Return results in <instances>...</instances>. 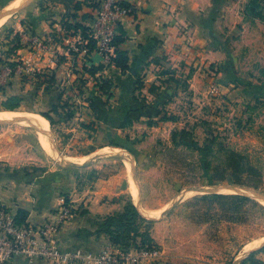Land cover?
Wrapping results in <instances>:
<instances>
[{
    "label": "rangeland",
    "instance_id": "374dc122",
    "mask_svg": "<svg viewBox=\"0 0 264 264\" xmlns=\"http://www.w3.org/2000/svg\"><path fill=\"white\" fill-rule=\"evenodd\" d=\"M14 1L0 0V14L11 11L7 8ZM51 1L30 0L28 5L5 18L0 26V48L4 56L12 47L11 39L6 38L9 32L17 33L22 40L37 36L23 21L28 18L29 12L47 11L46 14H49L50 5L53 4ZM138 1L134 4L135 15L142 12L136 6ZM252 4L258 11H252L253 8L249 7L246 17L247 22L250 21L256 28L249 29L247 25L245 29L238 27L231 30L235 40H230L231 59L226 76L220 78L223 70L215 63L204 65L200 79L205 83H199L201 87L191 88L190 81L195 69L167 65L171 96L166 97L163 108L149 116L139 115L136 122L127 118L122 125L107 127V109L97 108V104L105 105L113 98V95L107 97L98 89L106 78L88 74L87 68L92 66L89 56L81 54L77 58L81 62L73 67L71 83L60 91L62 110L58 112L53 108L50 112L58 116L68 112H85L90 116V121L88 126L83 127L82 133L77 132L78 129L71 131L69 134L72 135L66 134L65 139L56 128H50L52 144L60 156L92 155L88 162L97 157L93 155L97 150L115 147L119 152L112 157L98 155L103 157L89 167L60 164L43 149L35 128L14 121L0 124V128H4L0 132L5 135L2 138L3 146L8 148L3 158L21 166L28 176L44 175L51 171L53 173L48 174H57L61 177L59 179L73 178L81 191H91L98 179L118 174L125 185H130V180L137 185L144 209L151 207L156 214L164 208L166 211L170 209L169 214L155 220L165 221L168 228L177 231V237L168 250H175L177 254L166 264H240L251 250L264 244V0H254ZM253 17L260 22H255ZM21 21L23 27L19 30L22 31H16L14 26ZM74 40H79V37ZM71 42L67 41L66 46H71ZM22 44L20 49L27 48L32 53L30 63L34 70L42 72L38 61L33 62V59L35 56L43 57L46 51H51L50 48H29L28 41ZM94 53L103 64L102 56ZM172 77L180 85L176 86L171 81ZM50 101L42 98L32 109L20 105L15 110L17 112H6L4 115L18 117L19 111L49 115L46 111L53 106ZM0 110H4L1 104ZM143 116H148L147 120H142ZM230 152L246 156L261 170V188L254 189L227 181L231 175L226 169ZM117 155V158L113 157ZM64 159L82 162L84 158L80 161L70 157ZM127 161L131 164V171L126 169ZM230 187L236 188L228 189ZM199 188L204 192L187 191ZM128 192L131 194L130 188ZM212 194L242 196L250 201H236L238 211L226 214L208 199ZM203 196L207 198L202 199ZM175 202L178 203L171 209ZM138 209L142 212L139 206ZM229 218L238 221L231 222Z\"/></svg>",
    "mask_w": 264,
    "mask_h": 264
},
{
    "label": "crops",
    "instance_id": "0c3cea01",
    "mask_svg": "<svg viewBox=\"0 0 264 264\" xmlns=\"http://www.w3.org/2000/svg\"><path fill=\"white\" fill-rule=\"evenodd\" d=\"M24 2L25 0H15L7 10L19 7ZM253 2L254 0H139L136 6L140 7L142 12L132 18H126L121 23L125 33V41L121 45V49L128 52L129 71L123 72L114 65H108L105 66L103 72L97 74L103 75L113 86L112 100L105 105L97 104L99 105L97 108L100 110L101 107L103 110L107 109L105 116L107 117V127L122 125L124 120L130 118L136 122L139 115H152L153 111L165 106L166 97L172 94L170 92L171 83L167 82L169 78V74L166 72L168 71L166 70L167 65L195 69L194 76L190 81L192 82L191 88L198 85L201 87L200 84L205 83L200 79L204 65L215 63L220 70H223L220 78L226 76L231 59L230 40H235V34L231 30L238 27L245 29L247 25L249 29L256 28L255 25L254 27L251 25L250 21L247 22L246 17L248 13L246 9L251 7L250 3ZM255 8L254 11H258ZM49 11V14H46L47 11L45 13L29 12L28 18L23 22L27 23L32 32L42 40H61L60 43L49 46L51 51H46L43 57L35 56L33 59V62L38 61L37 64L43 71H55V83L47 89L38 81L23 83L20 76H15L12 79L11 87L5 93H0V104L2 106L7 98L17 97L23 108L32 109L36 102L42 98L51 100L53 106L46 113L49 114L53 123L51 124L41 114L30 111H19L18 114L37 116L46 124L39 125L31 119L19 116V118L3 120L0 123L15 121L25 127L35 128L39 143L52 158L66 166L84 165L92 155L60 156L51 140L50 128H56L55 130H58L62 138L65 139L66 134L72 135L69 134L71 131L78 129L77 132L82 133L83 127L88 126L90 116L85 112L81 114L68 112L60 114V116L50 112L53 108L58 109V112L60 109L62 110L60 91L68 83H71L73 67L81 61L74 60L71 51H69V45L65 44L67 41L71 42L78 38L79 35L65 38L60 32V21L71 12V9L53 2ZM88 11L89 9L84 7L81 14ZM253 19L255 22H260L255 17ZM4 21L5 18L0 21V26ZM21 27H23L22 21L16 24L14 29L22 31L19 30ZM17 55L33 66L30 63L33 56L27 48L19 49ZM2 56H4V52L0 48V57ZM58 56L61 58L58 59ZM89 59L91 65L101 64V58L95 53H92ZM176 80L171 81L176 86L180 85ZM139 81L142 84L141 89H138ZM153 86L157 87L155 93L150 91ZM6 112L17 111L0 110V113ZM147 117L143 116L141 119L147 120ZM102 124L101 122L100 125ZM0 129L4 130V128ZM4 136L3 132H0V198L13 212L25 211L27 213L24 223L42 224L49 220L52 213L64 200H71L75 202L78 210L60 233L62 247L68 250L80 248L99 253L111 244L109 236L102 228L104 220L109 216L124 213L126 207L133 204L139 212L138 206L140 207L143 212L140 214L147 220L144 229L150 232L154 242L163 249V256L159 264L169 263L170 259L172 260L174 257L173 255L177 254L175 250L168 251L171 243L173 244L177 237V231L174 228H168L165 221H155L156 218L164 217L165 208L159 209L162 210L159 214L154 213L153 211L156 210L151 207L148 210L144 209L140 202L137 185L133 181L130 180V185L127 186V183L125 185L124 180L121 181L120 175L117 174L98 179L93 183L91 191H81L79 184L73 178L59 179L61 177H58L57 174H48L53 173L51 171L44 175L28 176L21 170V166L13 164L14 162H11L10 159L3 158L8 149L3 146L2 138ZM40 136L45 138L47 149L41 142ZM118 152L117 148L107 146L97 150L93 155L112 156ZM65 157L79 161L82 158L85 160L73 162L69 159L70 163H68L65 161ZM131 168L130 162L127 161L126 169L131 171ZM129 188L131 194L128 192ZM255 259L260 264H264L263 253L257 254ZM12 264L46 263L16 260Z\"/></svg>",
    "mask_w": 264,
    "mask_h": 264
},
{
    "label": "built area",
    "instance_id": "2783aa9c",
    "mask_svg": "<svg viewBox=\"0 0 264 264\" xmlns=\"http://www.w3.org/2000/svg\"><path fill=\"white\" fill-rule=\"evenodd\" d=\"M137 0H97L99 9L93 11L91 21L85 23L87 38L79 35V40L71 43L70 50L79 55L90 56L89 44L95 43L94 52H98L107 66L115 57V46L112 44L117 35L118 26L127 17H133ZM126 4V6L124 5ZM23 41L29 42V48L44 49L53 45L44 43L37 36H28ZM93 52V53H94ZM14 68L4 66L0 71V84L4 85L14 76H34L36 70L27 60L20 56L12 58ZM39 72V71H38ZM75 202L64 200L52 213L49 220L42 224L16 221L17 213L7 207L0 198V264H10L14 260L27 262L42 261L46 264H156L161 260L163 251L155 243L142 246L140 239L132 242L129 248L110 244L99 253L83 249H64L60 242V233L67 222L77 212Z\"/></svg>",
    "mask_w": 264,
    "mask_h": 264
},
{
    "label": "trees",
    "instance_id": "16d2710c",
    "mask_svg": "<svg viewBox=\"0 0 264 264\" xmlns=\"http://www.w3.org/2000/svg\"><path fill=\"white\" fill-rule=\"evenodd\" d=\"M53 2L65 5L71 9V12L66 14L60 21L61 32L65 38L69 36L80 35L82 38H87V28L85 23L89 22L93 18V11L99 9V3L97 0H52ZM126 6V4L124 3ZM86 7L89 9L88 12L82 13L83 8ZM254 9V4L251 5ZM252 9V11H254ZM135 16V14H132ZM6 38L7 40L11 39L12 47L5 54V56L0 57V71L4 66L14 68L16 66L15 62H12L11 57L17 56V51L23 46L22 37L17 33L14 35V32H9ZM14 35V37H12ZM61 40H52L53 45L60 43ZM125 41V33L122 29V26L119 25L117 29V35L115 36L112 44L115 46V57L112 58L109 65H114L115 67L121 69L123 72L129 71V56L126 50L121 49V45ZM95 43L91 40L89 44V55L94 52ZM73 55L74 60L78 58L77 53L70 52ZM105 65L99 64L97 66L92 65L87 68V72L92 77H95L97 74L103 72ZM12 74L9 81L6 84H0V93H5L8 88L11 87L12 79L14 78ZM23 83H29L31 81H38L39 83L45 85L48 89L55 83V71L46 70L42 72L35 73L34 76L23 75L21 76ZM175 81V78H171ZM178 83V81L176 80ZM112 84L109 80H102L98 89L105 93L107 97L112 96ZM142 88V84L138 82V89ZM157 90L156 86H153L150 91L155 93ZM2 107L4 110L15 111L20 107V99L17 97L7 98L3 102ZM51 124L52 119L49 115L43 114ZM227 171L231 172L230 177L227 181L235 185L248 186L254 189H259L263 185V175L259 168L253 165L249 159L237 152H230ZM223 180V179H222ZM208 199L214 201L226 214L237 212L239 206L236 201L242 203L250 201L248 198L235 195H224V194H212L208 196ZM207 196H203L202 199H206ZM241 203V204H242ZM26 212L18 211L16 221L20 224H23L26 220ZM231 222H237L235 218H229ZM147 223V220L140 214L137 208L130 204L126 207L124 213L115 214L106 218L103 222V231L109 236L112 244L121 245L123 248H129L132 242H135L137 239H140L142 246H152L155 244L153 238L150 235V232L147 229H144V225ZM259 253L264 254V247L258 251L252 252L247 258H245L242 264H260L258 260L255 259V256Z\"/></svg>",
    "mask_w": 264,
    "mask_h": 264
},
{
    "label": "water",
    "instance_id": "95a60500",
    "mask_svg": "<svg viewBox=\"0 0 264 264\" xmlns=\"http://www.w3.org/2000/svg\"><path fill=\"white\" fill-rule=\"evenodd\" d=\"M29 2H30V0H26L23 4H21L19 7H17L16 9H13V10H11V11H7V12H5V13H2V14H0V21L2 20V19H4V18H6V17H9V16H12V15H14L16 12H18L21 8H23L24 6H26V5H28L29 4ZM9 123V122H8ZM8 123H0V124H8ZM119 155H117V156H113V157H118ZM103 157V156H102ZM101 156H97L96 158H94V159H92L90 162H88V163H86V164H84V165H82V166H84V167H89V166H91L92 164H95V163H97L101 158H102ZM112 157V156H111ZM70 166H76V165H70ZM81 166V165H80ZM217 187V186H216ZM236 187H230V188H228V189H235ZM187 191H195V192H198V193H200V192H204V190L203 189H201V188H199V189H191V190H187ZM186 191V192H187ZM255 196H260V195H255ZM260 197H262V196H260ZM262 198H264V197H262ZM178 202H175V204H173V206H172V208L171 209H173V208H175V205L177 204ZM169 212H170V209L168 210V211H166L164 214H163V216H165V214H169ZM264 247V244L260 247V248H257V249H255V250H253V251H251V252H249L248 253V255L245 257V258H247L252 252H255V251H258V250H260L261 248H263ZM245 258H243L242 260H241V262H240V264H242V262H243V260L245 259Z\"/></svg>",
    "mask_w": 264,
    "mask_h": 264
},
{
    "label": "bare ground",
    "instance_id": "6f19581e",
    "mask_svg": "<svg viewBox=\"0 0 264 264\" xmlns=\"http://www.w3.org/2000/svg\"><path fill=\"white\" fill-rule=\"evenodd\" d=\"M4 114L5 113H0V121H3V120H12V119H16V118L22 117V118L31 119L36 124H39V125L46 124V123H43L42 122V119L38 118L37 116H33V115H28V114L27 115H22V114H18L19 117H16V116H12V115H4ZM40 139H41V142L43 143L44 147L47 149L48 147H47V143H46L45 138L43 136H40ZM65 161L68 162L67 160H65ZM68 163H70V162H68Z\"/></svg>",
    "mask_w": 264,
    "mask_h": 264
}]
</instances>
